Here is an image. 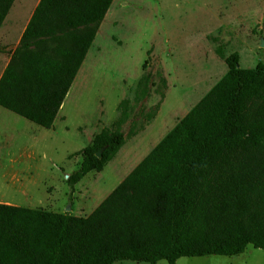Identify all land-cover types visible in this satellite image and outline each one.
Returning <instances> with one entry per match:
<instances>
[{"label": "trees", "instance_id": "16d2710c", "mask_svg": "<svg viewBox=\"0 0 264 264\" xmlns=\"http://www.w3.org/2000/svg\"><path fill=\"white\" fill-rule=\"evenodd\" d=\"M114 0H39L21 43L70 33L58 56L28 52L0 75V106L46 129ZM14 0H0V27ZM82 32H74L80 28ZM142 74L117 104V117L76 152L74 186L100 172L156 116L167 82ZM216 54L227 72L161 138L88 215L75 216L0 203V264H175L182 257L236 256L264 251V64L239 67V54ZM153 93L158 102L146 110ZM139 106L132 119L133 110ZM130 121L126 134L122 127ZM102 150L101 157L96 153Z\"/></svg>", "mask_w": 264, "mask_h": 264}, {"label": "rangeland", "instance_id": "374dc122", "mask_svg": "<svg viewBox=\"0 0 264 264\" xmlns=\"http://www.w3.org/2000/svg\"><path fill=\"white\" fill-rule=\"evenodd\" d=\"M37 1H28L30 9ZM19 4L12 8L15 16L22 10ZM87 28L95 29V39L52 128L0 106V203L88 216L227 72L218 46L226 56L237 52L241 68L264 64V0H114L104 19ZM70 33L21 43L1 30L0 73L10 62L19 66L21 53L57 57ZM149 49L145 71L154 81L161 71L167 82L156 116L100 172L82 178L70 198L67 177L81 162L75 153L117 117V104L131 96ZM158 100L153 93L143 105L148 110ZM130 121L122 127L124 134ZM175 264H264V251L248 246L236 256L182 257Z\"/></svg>", "mask_w": 264, "mask_h": 264}, {"label": "crops", "instance_id": "0c3cea01", "mask_svg": "<svg viewBox=\"0 0 264 264\" xmlns=\"http://www.w3.org/2000/svg\"><path fill=\"white\" fill-rule=\"evenodd\" d=\"M16 1L17 0H14L13 4H12V6H11L9 12H8V14L6 15L2 25L0 27V31L3 30L6 33V37L8 39H12V38L16 37V38H18L20 40L21 35H22V33H23V31H24V29H25V27H26L31 15H32V13H33L34 8L38 4L39 0L37 1L36 5L32 9H30L29 4H28V1L30 2V0H20L21 4H19V7L18 6L17 7L22 9V10H21L20 13H17L16 16H15L14 13H12V8L15 5ZM27 6H28V8H27ZM64 38H65V36H64ZM81 67H80V69H79V71H78V73H77L75 78H77V76H79V72L81 70ZM2 71H1V73H2ZM1 73H0V75H1ZM75 82H76V80L73 83L74 85H75Z\"/></svg>", "mask_w": 264, "mask_h": 264}, {"label": "water", "instance_id": "95a60500", "mask_svg": "<svg viewBox=\"0 0 264 264\" xmlns=\"http://www.w3.org/2000/svg\"><path fill=\"white\" fill-rule=\"evenodd\" d=\"M102 150H103V149H100V150L96 153V156H97V157H99V158L101 157ZM68 209H69V208H68Z\"/></svg>", "mask_w": 264, "mask_h": 264}]
</instances>
